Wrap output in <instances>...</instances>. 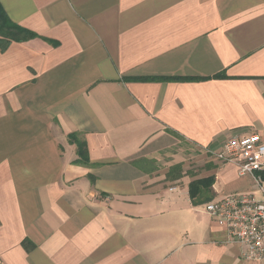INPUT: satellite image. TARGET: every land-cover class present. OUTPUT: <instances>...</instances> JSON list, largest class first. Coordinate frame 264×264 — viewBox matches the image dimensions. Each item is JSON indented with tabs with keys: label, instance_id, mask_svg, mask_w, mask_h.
Listing matches in <instances>:
<instances>
[{
	"label": "crops",
	"instance_id": "obj_1",
	"mask_svg": "<svg viewBox=\"0 0 264 264\" xmlns=\"http://www.w3.org/2000/svg\"><path fill=\"white\" fill-rule=\"evenodd\" d=\"M0 4L38 36L0 51V264H264L204 211L261 199L213 154L264 142V0Z\"/></svg>",
	"mask_w": 264,
	"mask_h": 264
},
{
	"label": "built area",
	"instance_id": "obj_2",
	"mask_svg": "<svg viewBox=\"0 0 264 264\" xmlns=\"http://www.w3.org/2000/svg\"><path fill=\"white\" fill-rule=\"evenodd\" d=\"M222 164H231L241 177L250 176L261 193L223 195L204 206V211L229 234L247 261L264 262V142L256 133L230 137L220 152L213 154Z\"/></svg>",
	"mask_w": 264,
	"mask_h": 264
},
{
	"label": "trees",
	"instance_id": "obj_3",
	"mask_svg": "<svg viewBox=\"0 0 264 264\" xmlns=\"http://www.w3.org/2000/svg\"><path fill=\"white\" fill-rule=\"evenodd\" d=\"M38 36L33 32H30L14 23H12L0 4V51H4L7 49L11 42H25ZM148 81H154L153 79ZM166 81V80H163ZM68 140L70 144H74L76 147V154L78 159L75 161L77 164L87 165L88 164V156L86 144L78 139L76 134H71L68 136ZM262 180L264 179V173L261 174ZM212 179H204L194 181L189 184V196L193 203H195V199L200 195V187L204 185L212 184ZM23 247L28 250L30 248V244L27 241L23 242Z\"/></svg>",
	"mask_w": 264,
	"mask_h": 264
}]
</instances>
